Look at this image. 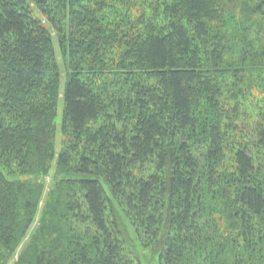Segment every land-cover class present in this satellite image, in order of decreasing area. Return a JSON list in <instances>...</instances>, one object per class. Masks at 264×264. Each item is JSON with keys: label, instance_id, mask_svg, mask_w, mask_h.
<instances>
[{"label": "trees", "instance_id": "1", "mask_svg": "<svg viewBox=\"0 0 264 264\" xmlns=\"http://www.w3.org/2000/svg\"><path fill=\"white\" fill-rule=\"evenodd\" d=\"M260 84L264 0H0V264H264Z\"/></svg>", "mask_w": 264, "mask_h": 264}, {"label": "rangeland", "instance_id": "2", "mask_svg": "<svg viewBox=\"0 0 264 264\" xmlns=\"http://www.w3.org/2000/svg\"><path fill=\"white\" fill-rule=\"evenodd\" d=\"M38 14V13H37ZM49 26V25H48ZM54 37V45H55V52L56 57L58 59L59 68H60V79L58 80V86H57V99H56V105H57V116H55V122L58 126V130L56 131V142H57V150L63 146V139H65V135L62 132V118H63V99L62 95L64 92V86L65 82L72 72V63L67 59V55H64V53L61 51L59 47V36L56 32H52ZM261 86V87H260ZM260 86L256 85L254 88V96L251 98L249 97L248 100L254 99V104H257L258 100H261L263 102L264 97V91L263 86L260 84ZM53 167L52 170H50L51 173L47 174L44 179V183L46 184V191L44 192V197L41 200V203L39 205L38 214L35 218L33 227V230L30 229V232L27 234V241L31 238V234L34 233L37 224L39 222L40 214L44 211V206L46 203V199H48V191L54 189L56 182L53 176ZM19 180L23 179H29L28 175L19 174L18 175ZM45 199V201H43ZM120 209V208H119ZM121 210V209H120ZM121 212V219L124 223V231L126 232L127 237L129 238V245L130 249L138 256L142 264H160L159 254L161 250V243L160 240L153 241L150 238L139 236V233L137 231L136 226L131 222L130 219H128L122 211ZM25 242V241H24ZM20 251V250H19ZM18 257V254L16 258ZM10 263H13V259L10 260ZM9 263V264H10Z\"/></svg>", "mask_w": 264, "mask_h": 264}]
</instances>
